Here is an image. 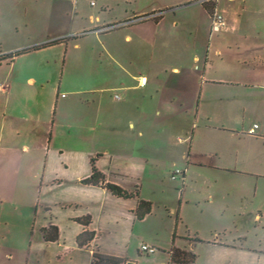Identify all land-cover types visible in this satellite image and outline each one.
<instances>
[{"label":"crops","instance_id":"1","mask_svg":"<svg viewBox=\"0 0 264 264\" xmlns=\"http://www.w3.org/2000/svg\"><path fill=\"white\" fill-rule=\"evenodd\" d=\"M199 1L152 2L139 16L106 19L103 27L82 19L77 31L62 34L67 37L31 42L20 39L30 21L24 0H0V14L17 5L10 21L0 16V264H93L94 254L124 264H171L172 247L192 252L193 264H264L260 236L248 241L216 229L202 240L181 236L180 213L191 183L182 170L174 182L160 172L164 162L204 167L211 157L209 167L247 177L253 192L243 213H251L264 233V0H252L259 9L250 24L235 18V0H210L224 19L218 32L211 31ZM181 8L200 9V15L178 18L174 10ZM213 36L235 52L228 60L215 50L220 78L207 76L206 66H193L199 39ZM19 51L25 52L12 59L1 55ZM171 55L177 63L168 60ZM156 60L164 63L162 79ZM143 67L151 70V83L141 82ZM192 118L221 137L182 132ZM160 123L172 126L173 136H187L159 146L153 132ZM218 139L235 144L231 159L216 146ZM92 168L104 184L133 197L117 198L104 184H83ZM139 200L160 212L137 220ZM49 227L57 229L56 241L44 239ZM84 231L93 239L79 247L76 239ZM142 245L156 253L144 257Z\"/></svg>","mask_w":264,"mask_h":264},{"label":"rangeland","instance_id":"2","mask_svg":"<svg viewBox=\"0 0 264 264\" xmlns=\"http://www.w3.org/2000/svg\"><path fill=\"white\" fill-rule=\"evenodd\" d=\"M172 1L174 0H80L76 5V10H74L70 0H24L28 8L27 14L30 21H26L25 28L20 30V39L37 42L67 37V35L62 34H66L68 31H77L80 25L78 22L82 19L86 21L92 19V23L96 27H103V20L106 21L107 19L108 21L106 22L113 20L115 23L123 22L127 16L133 13L139 16L141 12L152 5V2L157 7ZM12 7L16 8L15 11H13L14 8L9 13L2 11L0 16H5L7 20H9V14L14 17L15 15H12L11 12H17V5L15 4ZM261 7L264 9L263 5ZM258 9L259 7L252 0H235V18L240 21L243 20L245 24L246 21L249 24L252 23V19L256 16L255 11ZM174 12L178 18L184 19L197 18L200 15V9L194 8L175 9ZM166 13L162 11V16ZM96 17L99 18L100 23L95 19ZM239 24L237 25L238 28L240 27ZM252 32V36L258 34V31L255 29ZM213 38L201 37L199 39L198 47L195 50L198 53L199 61L195 62L193 66L200 71H203L204 66H206L208 68L207 76L220 78L222 71L219 69L220 63L217 61L215 50H222L223 57L228 60L233 59L235 52L226 48L227 42L225 39L216 40L215 36ZM72 40V38H69L67 41L72 42ZM11 41L12 39L8 40V42ZM1 55L6 56L5 52ZM177 57L176 55H171L168 60L177 63ZM203 60L206 62H203ZM156 63L159 64V73L162 79L164 63L159 60H156ZM134 68H138V66H134ZM140 72L139 74L144 76L145 80H148L150 83L152 82L153 74L151 70L149 72L147 67H143ZM218 96L220 97V95ZM200 126L201 123L192 118L189 124L186 123V126L182 127L181 130L182 132L194 130L193 132L198 131V134L205 132L213 137H221L220 135H222L212 130V128L203 127L201 129ZM172 131V126L168 123H160V126L153 132L156 135L157 144L163 146L168 141L172 145L173 141L177 142V137L183 139L187 136L184 133L173 136ZM195 137L194 147L196 149L199 136ZM218 142L216 146H218L219 150H226L224 156L226 155V158L229 157L231 159L235 151V144L219 139ZM188 145L184 144L182 147L186 149ZM201 145L204 147L203 143ZM212 162L213 158L205 157L204 167H186L182 164L171 165L168 162H164L160 166V172L166 177L167 181L170 180L172 182L170 175L174 171L182 170L185 173V179L191 183L187 195L188 201L180 213L181 222L178 225V233L185 237L188 235L193 237L197 234L198 238L202 240L210 236L209 234H213L212 230L216 229L221 236L224 234L228 235V233L235 235V237L243 235L248 241L252 240L255 236H260L264 241V233L261 226H255L250 215L251 213H243L244 210H248L250 207V197L253 192L249 180H247L248 178L240 176L233 169L211 168L209 166H211ZM226 166L231 165L226 162ZM208 195L213 197L212 202L204 201V198ZM153 209L156 213L160 212L157 207L154 208L153 206Z\"/></svg>","mask_w":264,"mask_h":264},{"label":"trees","instance_id":"3","mask_svg":"<svg viewBox=\"0 0 264 264\" xmlns=\"http://www.w3.org/2000/svg\"><path fill=\"white\" fill-rule=\"evenodd\" d=\"M201 5L207 10L209 15L211 16L214 10L213 4H211L210 2H207ZM72 39L75 40V38H72ZM57 42L58 41H54L46 45H51ZM25 51H19L14 54L6 55L4 57L7 59H12L16 56L23 54ZM82 183L85 185H91V186H98L100 184L103 185L104 177L101 174H99L94 168H92L91 176L88 179L84 180ZM104 188H106L113 196L117 198L129 199L133 197L131 194L124 192L123 190H121L119 187L115 185L104 184ZM151 210H152V204L150 202L139 200L137 203L136 210H135L136 219L142 220L145 216H147L151 212ZM81 223L84 226H87L88 221L84 220ZM43 237L46 241H49V242L56 241L58 237L57 229L54 227H49L43 230ZM92 239H93V234L91 232L84 231L77 237L76 239L77 245L79 247H86L90 244ZM169 256H170L171 264H193L196 259L195 255L192 252L180 250L174 247L171 248L169 252ZM93 264H124V263L117 259L94 254Z\"/></svg>","mask_w":264,"mask_h":264},{"label":"built area","instance_id":"4","mask_svg":"<svg viewBox=\"0 0 264 264\" xmlns=\"http://www.w3.org/2000/svg\"><path fill=\"white\" fill-rule=\"evenodd\" d=\"M72 2V4L77 3L78 0H70ZM210 0H200L199 2L201 4L203 3H207ZM92 4V3H91ZM151 17H155L154 15H152ZM211 18V31L212 32H218L221 28L224 27L225 23H224V19L223 16L218 14L217 12L213 11V13L210 16ZM141 82L144 84L145 83V78L141 79ZM116 100H119L120 97L119 95H115L114 97ZM257 129V125H253L252 128L248 131L249 135H254L255 134V130ZM182 175V171L181 170H176L174 171L171 175H170V179L171 181H176L178 180V178H180V176ZM140 252L144 257L147 256H151L154 255L156 253V249L147 245H142L140 247Z\"/></svg>","mask_w":264,"mask_h":264}]
</instances>
